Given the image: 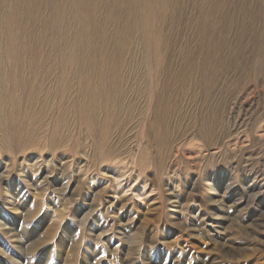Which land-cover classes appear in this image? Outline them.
I'll use <instances>...</instances> for the list:
<instances>
[{
  "label": "rangeland",
  "instance_id": "obj_1",
  "mask_svg": "<svg viewBox=\"0 0 264 264\" xmlns=\"http://www.w3.org/2000/svg\"><path fill=\"white\" fill-rule=\"evenodd\" d=\"M0 264H264V0H0Z\"/></svg>",
  "mask_w": 264,
  "mask_h": 264
},
{
  "label": "bare ground",
  "instance_id": "obj_2",
  "mask_svg": "<svg viewBox=\"0 0 264 264\" xmlns=\"http://www.w3.org/2000/svg\"><path fill=\"white\" fill-rule=\"evenodd\" d=\"M78 2V1H77ZM94 7V6H93ZM82 14V13H81ZM92 19V18H91ZM104 139H102V142H103ZM102 145V144H101Z\"/></svg>",
  "mask_w": 264,
  "mask_h": 264
}]
</instances>
